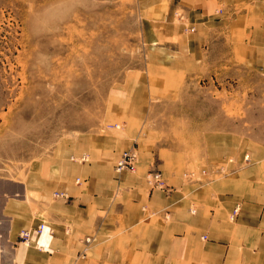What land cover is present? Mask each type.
Returning <instances> with one entry per match:
<instances>
[{"label":"crops","instance_id":"0c3cea01","mask_svg":"<svg viewBox=\"0 0 264 264\" xmlns=\"http://www.w3.org/2000/svg\"><path fill=\"white\" fill-rule=\"evenodd\" d=\"M140 1L150 60L127 90L129 122L82 137L66 149L72 163L36 185L0 178V264H264L261 146L209 134L203 147L200 134L176 139L149 123L155 103L182 98L208 71L264 66V0ZM132 148L138 170L117 172ZM211 156L233 163L224 178L182 177ZM158 172L166 184L155 189L147 175Z\"/></svg>","mask_w":264,"mask_h":264},{"label":"rangeland","instance_id":"374dc122","mask_svg":"<svg viewBox=\"0 0 264 264\" xmlns=\"http://www.w3.org/2000/svg\"><path fill=\"white\" fill-rule=\"evenodd\" d=\"M141 10L140 0H0V178L36 185L72 163L66 149L82 137L129 122L120 112L127 90L150 60ZM223 67L193 79L182 98L155 103L152 128L200 134L203 147L210 135H235L236 147L264 151V66ZM210 158L182 177L224 178L231 160ZM156 174L163 183L150 184ZM156 174L148 183L164 188Z\"/></svg>","mask_w":264,"mask_h":264},{"label":"built area","instance_id":"2783aa9c","mask_svg":"<svg viewBox=\"0 0 264 264\" xmlns=\"http://www.w3.org/2000/svg\"><path fill=\"white\" fill-rule=\"evenodd\" d=\"M137 160H138V153L136 150L124 151V153L120 156V159L117 162V164H118L116 166L117 172H119V173H125V172L134 173V172H136ZM148 179H149L150 184H153V183L161 184V183H163V180L161 179L160 174H156L154 176L149 175ZM54 197H56L58 199L67 198V193H65V192L54 193ZM44 228H45V225L41 224L36 228L37 229L36 232L40 234L45 230ZM31 236H32L31 231H23L21 233L22 240L26 245H30ZM203 239L205 240L206 236L203 237ZM87 242L89 243L90 239H87Z\"/></svg>","mask_w":264,"mask_h":264}]
</instances>
